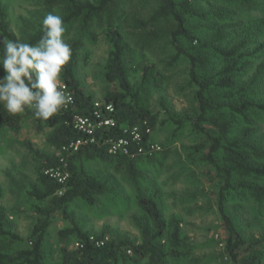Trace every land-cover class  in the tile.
<instances>
[{"label":"rangeland","instance_id":"obj_1","mask_svg":"<svg viewBox=\"0 0 264 264\" xmlns=\"http://www.w3.org/2000/svg\"><path fill=\"white\" fill-rule=\"evenodd\" d=\"M193 14L186 26L201 42L219 41L224 47L246 42L249 53L246 67L237 73L231 90L215 89V101L224 107L225 119L232 130L229 140L245 128L243 119L226 108L230 103L247 99L264 103V0H250L238 5L233 0H190ZM158 7V0H124L111 9L109 19L94 21L81 32L77 24L65 26V39L77 55L75 77L80 89L103 101L118 86L105 79V66L110 46L105 38L109 26L117 28L128 43L126 62L130 81L134 86L141 82L145 68H150L146 98L149 111L155 116L153 139L162 146L163 153L154 159L141 158L135 162L136 176L114 160H87L85 170L105 183L106 191L95 197V203L75 199L64 211H56L50 218L42 251L45 262L60 264L59 249L64 242L72 247L76 235L67 239L60 231L78 228L91 235L102 233L108 240L128 239L140 243V227L145 215L137 206L138 190L153 197L159 204L169 226L162 243L170 254L166 264H264V202L256 200L248 191L239 194L230 191L221 201V178L204 160L210 147L209 135H216L209 124L197 126L200 113L196 100L197 86L190 84L189 61L182 55L171 64L175 55L170 46L172 20H161L160 40H149L146 31L133 27L132 21L149 20ZM0 9L10 31L24 42L30 27H36L48 14L45 0H0ZM0 37H3L0 33ZM179 44L191 51L182 39ZM210 61L201 75L215 77L224 66L218 55L209 53ZM4 73L0 71V76ZM62 82V80H60ZM252 121V138L264 149V112L249 110ZM210 114H206L209 116ZM199 127V129H198ZM202 129V131L200 130ZM50 130L40 128L32 120L24 121L18 134L0 125V207L3 209L6 228L26 240L36 223L38 202L30 196L37 186L39 161L29 152V143L41 152L57 155L47 143ZM220 206L231 219L243 243L237 248L234 261L226 251L228 232L224 227ZM179 229L181 243L178 248L169 245L172 225ZM20 242L18 248L25 247ZM130 255V254H129ZM118 264H147V260L126 261Z\"/></svg>","mask_w":264,"mask_h":264},{"label":"trees","instance_id":"obj_2","mask_svg":"<svg viewBox=\"0 0 264 264\" xmlns=\"http://www.w3.org/2000/svg\"><path fill=\"white\" fill-rule=\"evenodd\" d=\"M121 1L124 0H45V7L48 13L60 15L63 18L64 26L77 24L80 31L84 32L94 21L102 20L104 17L109 19L111 9ZM189 1L158 0V7L152 17L146 21L133 20V27L143 32L146 31L149 40L156 43L161 39L158 31L159 22L172 20L173 28L170 31L169 42L175 55L171 64L175 63L182 55L188 59L189 82L198 88L196 100L200 113L197 116L196 124L200 126L202 122H206L216 131V135H209L210 147L204 160L221 178V201L224 194H229L230 191L237 194L248 191L256 200L264 202V149L261 150L256 140L252 138V121L247 114L251 109L264 112V103H253L242 99L239 103L226 105L229 111L239 115L246 123V128L238 136L229 140L228 136L232 130L231 123L225 119L224 107L215 101V95L212 93L215 89L231 90L235 87L237 73L246 67L247 58H249V53L246 52L248 47L244 41L232 47H224L215 40L199 41L186 26L187 17L193 14ZM233 1L238 5L250 2V0ZM261 21L264 24V17ZM40 25L41 23L36 27H30L31 32L26 35L24 42L34 44L39 40ZM0 33L3 37L17 39L10 31L1 9ZM105 38L110 46V51L104 76L107 82L116 84L119 89L105 96V101L112 104L114 108V118L118 123L126 125L146 120L154 129L155 116L149 111L146 98L150 68H145L141 82L137 87L134 86L130 81L125 59L128 43L124 35L117 28L109 26L105 31ZM180 39L188 43L187 47H190L191 51L188 52L181 48ZM2 51L3 49L0 48V54ZM72 53L71 61L61 74V80L73 93L75 112L61 109L55 116L44 121L35 119L30 110L10 117L0 106V125L3 124L12 134H18L24 121L32 120L38 128L43 126L50 130L47 143L56 151L72 140L83 138L73 127V113L88 115L93 101L90 95H86L80 89L79 82L75 77L77 55L75 52ZM209 53L218 55L225 63L215 77L200 74V71L205 70L210 61ZM208 113L210 115L206 116ZM200 130L202 131V129ZM114 135H118V133L116 132ZM26 145L29 152L39 161L37 186H34L30 192V196L39 204L36 209L38 218L29 237L23 240L18 234L6 228V215L0 207V264H49L45 262L42 247L52 214L59 210L65 212L67 205L75 199L94 204L95 197L103 195L106 191L105 183L85 170L83 166L85 161L93 159L110 161L113 159L119 166L126 168L130 176L135 177L134 165L137 160L141 159L110 156L101 144L86 146L72 155L65 154L69 178L64 185L62 194H58L62 185L46 175L45 171L59 166L60 157L41 152L29 143ZM137 206L145 215V222L140 227V243L135 244L128 239L105 240L104 233L91 235L88 232H81L76 227L62 230L59 233L62 238L67 239L74 234L77 238L72 247H69L67 242L61 245L59 249L60 264H118L119 262L143 259L147 260V264H166L169 254L172 257L177 256L176 251L169 253L162 243L169 223L166 222L157 201L153 197L142 195L138 190ZM219 210L224 227L228 232L226 251L235 261L236 250L243 241L221 206ZM172 228L168 239L169 245L175 249L180 246L181 239L178 226L174 224ZM20 242H25V247L18 248ZM97 242H103V244L97 245ZM255 258L252 257L251 264L255 263Z\"/></svg>","mask_w":264,"mask_h":264},{"label":"clouds","instance_id":"obj_3","mask_svg":"<svg viewBox=\"0 0 264 264\" xmlns=\"http://www.w3.org/2000/svg\"><path fill=\"white\" fill-rule=\"evenodd\" d=\"M60 15L48 13L40 25V38L32 44L0 37V106L11 116L30 110L47 121L71 100L61 90V74L72 59Z\"/></svg>","mask_w":264,"mask_h":264},{"label":"built area","instance_id":"obj_4","mask_svg":"<svg viewBox=\"0 0 264 264\" xmlns=\"http://www.w3.org/2000/svg\"><path fill=\"white\" fill-rule=\"evenodd\" d=\"M60 84L61 90L66 91L71 96L70 102L63 110L75 112L76 105L72 91L63 82H60ZM72 124L83 138L72 140L57 150L60 165L45 171L46 175L62 185L58 194H62L64 185L69 178L65 154L72 155L86 146L99 144L103 145L105 152L113 157L152 159L162 152V146L153 139L154 129L148 121L145 120L132 125L120 124L114 118L112 104L107 103L105 100L94 101L88 115L73 113ZM116 132L118 135H114ZM105 240H108V238L105 237ZM96 244L100 245L103 242H97Z\"/></svg>","mask_w":264,"mask_h":264}]
</instances>
